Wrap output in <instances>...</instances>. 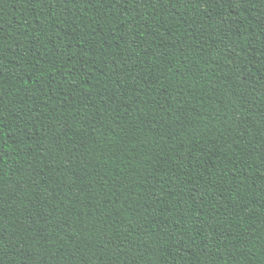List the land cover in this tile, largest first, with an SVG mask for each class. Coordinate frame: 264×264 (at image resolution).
I'll list each match as a JSON object with an SVG mask.
<instances>
[{
  "label": "trees",
  "instance_id": "obj_1",
  "mask_svg": "<svg viewBox=\"0 0 264 264\" xmlns=\"http://www.w3.org/2000/svg\"><path fill=\"white\" fill-rule=\"evenodd\" d=\"M0 264H264V0H0Z\"/></svg>",
  "mask_w": 264,
  "mask_h": 264
}]
</instances>
